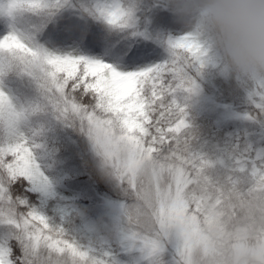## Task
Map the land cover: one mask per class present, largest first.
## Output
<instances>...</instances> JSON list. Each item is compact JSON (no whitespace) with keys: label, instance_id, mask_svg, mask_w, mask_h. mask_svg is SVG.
I'll return each mask as SVG.
<instances>
[{"label":"snow or ice","instance_id":"6c2138e0","mask_svg":"<svg viewBox=\"0 0 264 264\" xmlns=\"http://www.w3.org/2000/svg\"><path fill=\"white\" fill-rule=\"evenodd\" d=\"M175 7V0H0V224L8 228L0 236L2 264H118L110 253L80 245L32 206L33 185L46 178L35 160L37 133L29 135L25 124L50 107L88 139L101 174L127 193V206L143 205L125 158L140 149L187 155L180 95L195 88L210 49ZM12 71L34 80L40 103L14 102L4 84ZM258 95L264 101V80ZM192 159L198 168L209 166ZM186 167L190 178L197 174L193 163ZM262 178L264 166H253L251 184ZM227 189L244 190L233 181ZM126 218L127 244L147 264H185L180 245L159 225L149 231L147 221L141 228ZM144 236L159 240L158 252Z\"/></svg>","mask_w":264,"mask_h":264},{"label":"trees","instance_id":"16d2710c","mask_svg":"<svg viewBox=\"0 0 264 264\" xmlns=\"http://www.w3.org/2000/svg\"><path fill=\"white\" fill-rule=\"evenodd\" d=\"M175 4L176 15L186 21L190 30L198 31L210 49L204 66L195 76V88L180 95L187 124L182 134L187 155L149 149L150 158L155 167L178 170L189 180L183 198L188 211L193 203L196 205L189 212L197 217L211 243L213 261L231 264V245L241 242L256 246L264 239V178L251 184L252 167L264 166V108L249 103L250 100L257 101L246 95L251 90V81L247 76L237 80V73L233 75L236 68L226 61L216 46L201 0H175ZM4 84L19 106L35 105L42 99L37 84L27 75L12 71L5 77ZM197 89L202 95L234 108L246 120L219 122L207 111L197 109L193 99V91ZM25 125L31 133H37L34 139L38 149L45 152L46 161L51 164L50 171L60 174L63 185L74 192L72 197H51L35 190L30 193L32 206L52 225L63 228L70 238L85 248H103L116 253L117 249L110 246L113 242L110 233L88 209L100 197H107L123 203L131 223L143 228L147 221L151 231L150 226L154 223L151 205L154 204L151 200V205L147 203L149 187L139 184L136 192L137 200L143 205L138 202L127 206L130 202L127 193L118 182L109 181L101 174L100 159L88 139L76 127L57 119L50 107L30 115ZM260 152L262 155L258 157ZM192 158L201 159V163L208 162L209 166L198 168ZM188 163L197 167V174L191 178L186 167ZM229 181L244 188L243 192L225 190ZM79 183L81 188L74 186ZM190 184L193 185L191 189ZM206 184L215 185L216 190H208ZM7 231L8 228L0 224V236ZM239 264L256 263L244 260Z\"/></svg>","mask_w":264,"mask_h":264},{"label":"rangeland","instance_id":"374dc122","mask_svg":"<svg viewBox=\"0 0 264 264\" xmlns=\"http://www.w3.org/2000/svg\"><path fill=\"white\" fill-rule=\"evenodd\" d=\"M234 74H236L237 80L241 76L248 77L251 81V90L246 95L251 99H257L255 102L250 100L249 103L261 104L262 100L258 91L260 80H264V78L254 72L237 69H234ZM203 95L199 89L193 91L195 107L212 114L219 122L246 120L243 114L235 111L234 108ZM25 128L29 130L26 125ZM29 135H32L30 130ZM34 155L38 168L43 172L46 179L44 182L37 181L33 185V190L51 197H72L74 192L63 185V179L58 174H52L50 171L51 165L46 161L45 152L37 147ZM261 155L262 152L257 154L258 157ZM124 166L126 173L129 174L133 182V187H136L137 184H141L145 188L149 187L147 191L149 202L147 203L151 205V200L154 204L151 205L153 221L160 226L165 235L170 234L180 245L181 258L185 264H215L210 254L212 251L211 243L205 236L197 217L188 211L187 203L183 198L184 189L189 180L185 179L182 172L178 170L167 171L155 167L150 158V151L143 149L129 153L125 158ZM74 186L81 188L80 183ZM88 209L98 217L100 225L110 233L113 241L110 245L111 248L117 249L114 253L109 249L95 250L92 248L97 255L110 253L113 259L118 261V264H147V258L138 249L127 244V213L122 202L100 197L98 202L89 205ZM143 239L151 248L159 251L160 244L157 238L144 236ZM114 244L116 247H113ZM229 249L231 250V264H239L244 260L264 264V239L256 246L235 242Z\"/></svg>","mask_w":264,"mask_h":264},{"label":"clouds","instance_id":"9594fccd","mask_svg":"<svg viewBox=\"0 0 264 264\" xmlns=\"http://www.w3.org/2000/svg\"><path fill=\"white\" fill-rule=\"evenodd\" d=\"M210 34L234 68L264 76V0H201Z\"/></svg>","mask_w":264,"mask_h":264}]
</instances>
